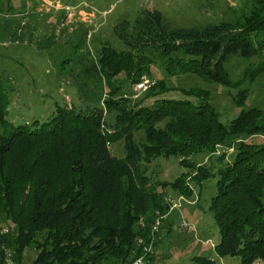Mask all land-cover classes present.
<instances>
[{
	"label": "trees",
	"instance_id": "16d2710c",
	"mask_svg": "<svg viewBox=\"0 0 264 264\" xmlns=\"http://www.w3.org/2000/svg\"><path fill=\"white\" fill-rule=\"evenodd\" d=\"M113 33L128 53L108 49L100 57L108 88L119 70L139 82L157 62L167 74L191 73L230 88L237 84L227 69L233 58L264 61V19L171 28L159 11L148 9L131 23L117 24ZM9 83L0 72V228L7 229L0 232V264H6V251L12 264H130L139 252L137 239L148 236L142 216L166 211L164 185L146 175L145 166L159 157L179 158V165L195 172L193 186L202 188L209 169L193 160L183 164L184 158L232 144L234 154L216 169L209 201L218 233L213 250L219 258L237 257L239 264H264V130L256 111L241 112L226 126L211 109L162 98L152 109L125 111L112 127L101 103H120L85 93L88 105L59 106L42 122L14 125L7 119ZM157 87L162 90L161 83ZM137 127L145 133L140 144ZM255 135L262 139L248 141ZM118 139L122 156L109 149ZM184 184L172 182L171 191L190 192Z\"/></svg>",
	"mask_w": 264,
	"mask_h": 264
},
{
	"label": "rangeland",
	"instance_id": "374dc122",
	"mask_svg": "<svg viewBox=\"0 0 264 264\" xmlns=\"http://www.w3.org/2000/svg\"><path fill=\"white\" fill-rule=\"evenodd\" d=\"M148 9L159 11L171 28L204 27L221 21L249 24L264 19V0H0V72L10 82L7 119L14 125L42 122L59 106L88 105L85 93H101L121 105L101 103L105 120L112 127L121 124L125 111L133 114L152 109L159 99L171 98L211 109L226 126L239 113L256 111L259 127L264 130V61L258 57H236L227 65L237 82L235 87L208 84L191 73L170 75L157 62L139 82H132L125 71L119 70L110 79L113 88H108L100 57L108 49L128 53L113 28L123 21L131 23ZM115 60L110 59V63ZM90 69L93 72L89 73ZM143 79L148 84L137 89L136 84ZM159 82L162 90L157 89ZM144 137L143 129L137 127L135 141L143 143ZM122 146L118 139L109 149L113 155L122 156ZM234 151L233 144L215 145L184 158L183 164L193 160L209 169L202 188L193 186L189 179L195 172L179 165V158L159 157L145 166V174L164 185L165 213L169 197L180 202L177 210L161 222L153 264H196L194 259L199 257L212 264H239L237 257L219 258L214 252L218 233L208 212L216 169L229 162ZM175 181H185L190 192L171 191ZM157 214L163 212L150 210L140 219V226L147 223L150 227L153 222L148 218L154 221Z\"/></svg>",
	"mask_w": 264,
	"mask_h": 264
},
{
	"label": "built area",
	"instance_id": "2783aa9c",
	"mask_svg": "<svg viewBox=\"0 0 264 264\" xmlns=\"http://www.w3.org/2000/svg\"><path fill=\"white\" fill-rule=\"evenodd\" d=\"M147 84L148 80L143 79L140 83L136 84V88L143 89ZM177 199L169 197V199L166 200L167 206L169 207L168 211L164 214H157L155 216L153 223L149 227L148 236L146 238L137 239L136 245L139 248V252L135 255L134 259L131 261L130 264H146L147 258L154 254L156 235L158 234L159 229L161 227V222L163 219H165V217H168L172 211L177 210V208L180 206L179 199ZM140 223L142 224V221H140ZM182 225L186 226L187 224L182 222ZM0 232L6 233L7 229L0 228ZM5 262L6 264L13 263L11 251L5 252Z\"/></svg>",
	"mask_w": 264,
	"mask_h": 264
}]
</instances>
